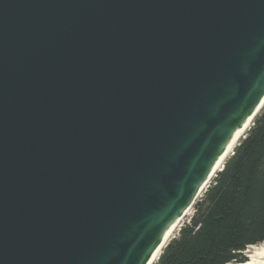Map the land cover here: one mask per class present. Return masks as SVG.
Instances as JSON below:
<instances>
[{
	"label": "water",
	"instance_id": "water-1",
	"mask_svg": "<svg viewBox=\"0 0 264 264\" xmlns=\"http://www.w3.org/2000/svg\"><path fill=\"white\" fill-rule=\"evenodd\" d=\"M263 101L264 0H0V264H148Z\"/></svg>",
	"mask_w": 264,
	"mask_h": 264
},
{
	"label": "trees",
	"instance_id": "trees-1",
	"mask_svg": "<svg viewBox=\"0 0 264 264\" xmlns=\"http://www.w3.org/2000/svg\"><path fill=\"white\" fill-rule=\"evenodd\" d=\"M154 264H239L264 243V108Z\"/></svg>",
	"mask_w": 264,
	"mask_h": 264
},
{
	"label": "bare ground",
	"instance_id": "bare-ground-1",
	"mask_svg": "<svg viewBox=\"0 0 264 264\" xmlns=\"http://www.w3.org/2000/svg\"><path fill=\"white\" fill-rule=\"evenodd\" d=\"M264 108V101L262 102L260 109L258 112L235 134L234 138L230 142V144L225 149L222 157L214 167L211 175L209 176L208 180L206 181L201 193L199 194L198 198L203 195L204 191L209 188L210 184L212 183L213 179L216 175L223 169L225 162L233 155L235 148L239 145L241 139L246 135L247 131L253 124L255 117L259 114V112ZM193 208V207H192ZM191 209H189L184 216L176 222L172 228L168 231L164 240L162 241L161 245L157 249V251L152 256L150 262L148 264H154L160 256L162 249L165 247L167 242L173 236V234L178 230L180 227L182 220L188 216ZM247 261L239 264H264V244L258 246H250L249 249L246 251Z\"/></svg>",
	"mask_w": 264,
	"mask_h": 264
},
{
	"label": "rangeland",
	"instance_id": "rangeland-1",
	"mask_svg": "<svg viewBox=\"0 0 264 264\" xmlns=\"http://www.w3.org/2000/svg\"><path fill=\"white\" fill-rule=\"evenodd\" d=\"M246 134H247V133H246ZM246 136H247V135H245V136L241 139V141H242ZM241 141H240V142H241ZM239 144H240V143H239ZM214 179H215V178H214ZM214 179H213V181H212V183H211L210 185H213ZM205 193H206V192H204L203 195L200 196V197L196 200L195 204L193 205V208H191L190 213L188 214V216H186V217L182 220V223H181L180 227H179L178 230L173 234V236L170 238L169 242H170L172 239H174L175 237L178 236L181 227H183L184 225L188 224V223L191 221V219H192L193 216L195 215L196 208L198 207V204H199L201 201L204 200ZM169 242H168V243H169ZM263 244H264V243H263Z\"/></svg>",
	"mask_w": 264,
	"mask_h": 264
}]
</instances>
